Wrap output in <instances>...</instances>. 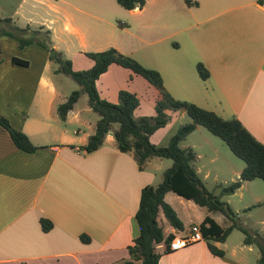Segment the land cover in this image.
Returning a JSON list of instances; mask_svg holds the SVG:
<instances>
[{
	"label": "crops",
	"instance_id": "0c3cea01",
	"mask_svg": "<svg viewBox=\"0 0 264 264\" xmlns=\"http://www.w3.org/2000/svg\"><path fill=\"white\" fill-rule=\"evenodd\" d=\"M197 1V6L190 7L184 0H148L143 7L126 9L118 0H0V14L22 28L50 30L52 46L59 51L60 44L74 38L81 48L66 49L68 58L115 47L158 70L175 98L192 101L226 119L239 118L264 143V2ZM118 28L127 36L115 38ZM13 57L28 60L29 65L15 64ZM200 62L209 71L208 79L198 73ZM54 69L42 45L22 47L16 38L0 36V114L38 146L33 153L20 149L0 125V264H143L132 261L129 254L139 235L136 214L142 189L161 182H157L158 172L167 169L165 161L154 157L141 169L132 151L118 148L112 132L98 149L83 150L96 123L82 117L77 103L66 120L60 118L57 107L65 95L52 76ZM124 69L112 64L101 76L122 73L123 84L130 81ZM147 83L133 76L128 89L138 95V87L148 88ZM122 88L120 84L117 97ZM157 91L155 105L160 97ZM167 112L180 118L187 115ZM62 121L82 122L88 131L81 127L71 131ZM203 129L198 126L182 147L194 149L196 162L204 157L213 164L219 162V170H230L231 180H236L244 167L227 152L224 141ZM158 133L162 132H154L151 141L164 144L167 135L158 137ZM191 135H195L192 140ZM209 175L207 171L204 178ZM254 181H245L233 195L261 187ZM261 188L250 195L252 205L264 209ZM165 198L184 223V229L178 230L161 212L159 219L167 234L186 235L207 215L221 226L229 225L223 213L209 211L174 191ZM42 218L53 223L50 230H43ZM241 226L247 229L248 224ZM229 239L214 242L225 251L224 256L214 254L205 239L168 252L161 244L160 264H258L251 257L257 255L256 247L260 252L257 244H246L245 237L232 243Z\"/></svg>",
	"mask_w": 264,
	"mask_h": 264
},
{
	"label": "trees",
	"instance_id": "16d2710c",
	"mask_svg": "<svg viewBox=\"0 0 264 264\" xmlns=\"http://www.w3.org/2000/svg\"><path fill=\"white\" fill-rule=\"evenodd\" d=\"M147 1L118 0V3L126 9H134L143 7ZM184 1L190 7L198 5L197 0ZM259 2L263 3L264 0H259ZM37 33H42V39L37 42L49 52L50 60L59 65L57 71L66 73L81 86V89L74 90L66 101L58 105L57 112L60 118L66 120L68 112L73 109L83 93L88 94L92 110L99 114L95 132L81 147L83 150L92 152L98 149L104 144L108 134L112 132L118 148L124 152L132 151L141 169L148 160L154 157L172 160V165L165 170L163 180L158 185H147L141 191L140 206L136 214L139 235L134 240V244L129 247L132 261L141 260L143 264H160L162 252L158 249L159 245L164 244V252L169 251L168 246L175 235L166 233L159 219L161 212L171 226L178 230L184 229L182 219L165 198L169 191H174L194 200L209 211L223 213L229 219V225L224 227L212 216L207 215L198 225L209 249L214 254L224 256L225 251L218 248L214 242H224L234 229L239 228L245 233L244 242L246 244L259 246L258 264H264V243L237 223L238 213L223 199L224 196L234 194L245 181L257 178L264 180V143L258 140L239 118L226 119L215 111L205 109L192 101L175 98L166 88L158 70L144 66L133 56L122 53L115 47L102 51L85 52L93 61V65L87 69L74 70L73 61L52 46L50 30H36L30 26L22 28L16 25L11 17H2L0 14V36L10 35L19 41L20 46L24 47L36 41L26 37V34ZM13 62L24 66L29 65L28 60L19 57H13ZM112 64H119L132 70L159 90L160 97L156 101L154 116H136L140 99L136 93L131 91L120 90L118 103H113L101 96L97 80ZM197 70L202 79H208L209 71L203 63L197 64ZM168 110L184 111L191 121L180 125L166 145H157L151 141L150 137L158 129L167 125L170 120ZM0 125L10 133L12 140L20 149L30 153L38 149L26 133L16 129L8 118L1 114ZM198 126L220 137L238 157L245 161L240 176L227 185H220L219 193L206 187L195 167L197 154L194 149L181 146V142ZM41 224L45 231L53 227V223L46 218L41 219ZM82 239L89 241L86 236Z\"/></svg>",
	"mask_w": 264,
	"mask_h": 264
},
{
	"label": "rangeland",
	"instance_id": "374dc122",
	"mask_svg": "<svg viewBox=\"0 0 264 264\" xmlns=\"http://www.w3.org/2000/svg\"><path fill=\"white\" fill-rule=\"evenodd\" d=\"M120 23L121 22L118 20L117 21L118 26H121ZM41 34L42 33L26 34V37L33 38L34 40H36L35 43H38L37 41L42 39ZM120 36H127V35L124 30L118 28V33L116 34L115 38H118ZM60 45H61L60 51L63 53L66 52L67 51L66 49L68 48L71 50V52L74 51L75 49L79 51V49L81 48L79 46V42L75 40L74 38L70 40L68 39L67 42L62 43ZM87 49H91V48H87ZM89 51H94V50H89ZM70 59L73 61L74 70L86 69L93 65V61L84 52L77 53V56L75 58L70 57ZM88 64H90V66H86ZM54 67L55 69L52 70L53 72L52 76L54 77V80L59 88L61 95H65L63 96L64 97L63 100L65 101L74 90L81 89V86L78 82H76L73 78L68 76L66 73L57 71L59 65L56 62H54ZM124 72L125 73L128 72L130 74V81L128 80V82L126 83L123 82V84H122V80L123 81L126 80V77L124 78V75L122 73L118 75L109 73L105 75L104 77L100 76V78L97 81V84H98V89L102 97L107 98L113 103H118L119 97H117L116 91L120 87V84L123 85L122 89L129 91L128 88H129V85L131 84V77L139 76V78L143 80L142 76L136 74L135 72H133L132 70L128 68L124 69ZM147 86L148 88H143V86L138 87V91L140 93L138 94L139 99H140V107L136 111L137 116L151 117L155 115V94L158 91L157 89H155V87L153 86L150 87L148 83H147ZM76 108L82 112V117L86 119L88 122H91L92 124L96 123V121L99 119V114L95 112L94 110L90 109L89 97L87 93H83L81 95V97L77 101ZM169 116H170V120L167 123V125L164 128L158 129L159 132H162L163 134L165 133V135H167V137L163 140L164 144H161V145H166L169 142L171 136L177 131L180 122L186 123V122L191 121V118L188 116V114L185 115L186 117L184 118H180L179 115L171 116V114H169ZM61 124L63 126L66 125L71 131L73 129H77L78 127H81L82 130L87 129L88 131V127H86L82 122L66 123L62 121ZM203 130L204 132H208L206 131L207 130L206 128ZM162 133H158L159 134L158 137H160ZM209 134H212V133L210 132ZM194 136L195 135H191L189 139L192 140ZM215 138H217L219 142H223V140L220 137L217 136ZM183 144L184 142H181V146ZM223 144L225 148H227V152L229 151V154H231L232 158L236 160L241 166L244 167L245 161L242 158L238 157L230 149V147L227 145L225 141L223 142ZM163 159L165 161V169L168 168V166L170 167L172 165L171 159H167V158H163ZM196 165L202 168L201 177L203 178L206 187L215 193L220 192V185H227L228 183L233 181L231 180L232 172L230 170H224V169L219 170V167H220L219 162L213 164L210 162L208 158L204 157L200 159L198 162H196ZM207 171H210V175L207 178H204V174ZM164 173H165L164 170L158 172L159 178L157 182H160L163 180ZM216 174H217V178H215ZM255 180L256 181L254 182L256 183L259 182L257 184L264 188L263 179L257 178ZM261 187L254 186V188L244 190L243 191L244 193L242 196L239 194L238 195L232 194L231 196L228 195V196L223 197V199L226 200L235 211L236 209L239 210V212L236 211L238 213V218L236 220L237 223H239L240 225H243L246 222L249 227V228L246 227L247 230L251 232L257 238H259L258 235L264 238V223L261 222V220L264 218V209H262V206L252 205L255 202H253V198L251 197L250 192L251 191L261 192V189H262ZM229 199L230 201H228ZM262 204H264V200ZM244 205H248V206L250 205L249 209H244L245 207ZM250 228H252L253 231H251ZM237 229L239 228H236V230H234L233 233L229 235L230 236L229 242L231 243L234 241L236 242L237 241L236 239L245 237V233L241 229L239 230ZM255 252H257L256 253L257 255L255 256L253 255L251 257L254 263H258L260 252H258L257 247H256Z\"/></svg>",
	"mask_w": 264,
	"mask_h": 264
},
{
	"label": "built area",
	"instance_id": "2783aa9c",
	"mask_svg": "<svg viewBox=\"0 0 264 264\" xmlns=\"http://www.w3.org/2000/svg\"><path fill=\"white\" fill-rule=\"evenodd\" d=\"M203 234L200 228L194 227L192 230L186 235H175V237L171 240L168 250L176 251L185 247H188L196 242L203 240Z\"/></svg>",
	"mask_w": 264,
	"mask_h": 264
}]
</instances>
